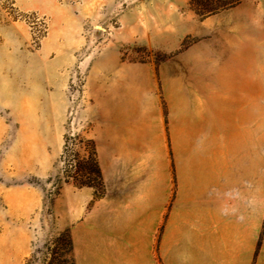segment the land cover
I'll use <instances>...</instances> for the list:
<instances>
[{
    "label": "rangeland",
    "instance_id": "rangeland-1",
    "mask_svg": "<svg viewBox=\"0 0 264 264\" xmlns=\"http://www.w3.org/2000/svg\"><path fill=\"white\" fill-rule=\"evenodd\" d=\"M146 76L168 145L123 148L116 190L110 102L129 85L154 114ZM191 170L229 172L264 258V0H0V264H166L140 226L102 235Z\"/></svg>",
    "mask_w": 264,
    "mask_h": 264
},
{
    "label": "crops",
    "instance_id": "crops-1",
    "mask_svg": "<svg viewBox=\"0 0 264 264\" xmlns=\"http://www.w3.org/2000/svg\"><path fill=\"white\" fill-rule=\"evenodd\" d=\"M201 61L205 62V60ZM122 82L130 81L123 80ZM140 82L142 81L137 83ZM143 82L145 85L136 88L146 90L151 94L150 104L156 108L154 114L144 117L139 110H131L133 107L138 108L139 104L141 106L143 101L137 99L136 96L126 94L127 89L131 88L129 85L122 86L126 90L120 92L116 98L113 97L110 102L109 145L116 148L114 149L116 158L113 159L116 163V173L112 176L116 183V190L129 183H125L128 175L120 164L127 161L123 148L132 145L151 147L158 145V140L161 141L162 146L168 145L165 119L158 109L160 100L158 84L153 76L144 77ZM193 104L201 106L202 102L197 101ZM205 120L203 119V123H208V120ZM152 125L154 128L151 127ZM99 140V146H105L103 141L107 140L106 134L99 136ZM173 174L178 180V185L174 189V205L168 219L167 202L170 192L168 180L173 178ZM183 175L178 171L164 172L158 183L157 194H146L145 199L142 197L141 211L135 210V213L139 211L141 214V217L134 216L138 222H128L129 218L125 215V208L121 207L120 222L116 219V222L112 224L122 228L119 230L120 234L110 235L109 238L112 237L110 239L102 235L101 241L122 243L136 241L129 238L128 230L126 232L124 228L140 226L143 228L140 241L148 244L147 254L151 255L150 244L158 241L159 257L164 259L166 264H264L262 252L256 255L257 221L255 220L254 224L251 222L250 229L243 231L244 234L240 232V226H247L246 220L241 221L238 218L240 196H243L242 193L231 188L229 172L218 170L213 173H204L191 170ZM113 185L115 186L114 183ZM123 196L124 194L119 191V204L125 202L122 199ZM169 199L171 201L173 197L169 196ZM261 225L260 220L258 222L259 233H261ZM168 243L171 244L169 247ZM188 244L191 245L188 247Z\"/></svg>",
    "mask_w": 264,
    "mask_h": 264
},
{
    "label": "trees",
    "instance_id": "trees-1",
    "mask_svg": "<svg viewBox=\"0 0 264 264\" xmlns=\"http://www.w3.org/2000/svg\"><path fill=\"white\" fill-rule=\"evenodd\" d=\"M98 172H100V170H98Z\"/></svg>",
    "mask_w": 264,
    "mask_h": 264
}]
</instances>
